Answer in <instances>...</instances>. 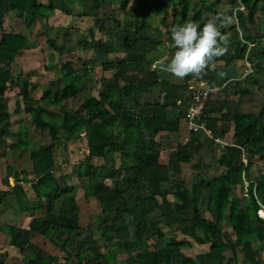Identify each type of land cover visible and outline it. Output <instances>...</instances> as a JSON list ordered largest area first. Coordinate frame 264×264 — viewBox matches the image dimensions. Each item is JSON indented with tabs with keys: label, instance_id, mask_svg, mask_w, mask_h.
I'll list each match as a JSON object with an SVG mask.
<instances>
[{
	"label": "trees",
	"instance_id": "1",
	"mask_svg": "<svg viewBox=\"0 0 264 264\" xmlns=\"http://www.w3.org/2000/svg\"><path fill=\"white\" fill-rule=\"evenodd\" d=\"M9 1L12 8L20 14L28 12L32 16L39 15L46 18L56 7L54 0H48L46 4L38 0ZM197 1L204 6L207 4L210 6L208 0ZM228 1L232 6L231 9L237 7L239 3L244 6L243 10L235 11L237 25L241 30L253 26L256 15H264V0ZM128 2L129 0H120L118 8L124 10ZM136 7L137 10L132 18L122 22L113 20L114 24L121 28L123 38L121 44L128 54L142 50L143 45H140L138 36L140 29L146 26V7L143 5V0H138ZM177 7L178 12H176L181 16L177 19L173 15V18L177 21L176 25H182L186 22L191 7L188 0H177ZM214 12L215 15L218 13L216 10ZM163 21L165 23L164 19ZM198 24L203 27L202 22L198 21ZM231 29L233 32L228 45V56L217 58V60L225 58L226 63L243 57L246 49V46L239 41L236 26L232 25ZM100 30L103 32V29ZM0 31V121L4 123L1 132H9V129H6L8 113L5 95L10 87H13L16 89V108L22 103L35 128L42 133L46 132L47 136L45 142L31 149L30 141L22 139L18 132V139L7 146L10 151L18 149L15 153L18 159L28 152L27 158L31 161L32 175L28 177L26 170L14 172L16 184L5 191L0 190V201L3 197L14 196L19 210L26 212L29 220L26 228L21 227L23 229L15 223H0V233L10 239L14 238L18 229L24 234L29 232L40 234L63 253L62 264L94 262L118 264L122 260L124 264L175 263L176 252L186 243L179 240L177 234H172V227L178 234L196 243L225 240L221 244L210 245L209 252L203 254V257L198 255L195 261L187 257L181 262L182 264L212 260L221 262L227 243L230 246L241 245L245 255L247 257L251 255L256 246L254 241H261L264 238V219L258 216L260 207L254 197L255 194L264 205V174L258 170L259 173L254 176L250 171L255 158H259L264 163V106L254 115L240 111L238 102L220 101L219 108H225L226 113L231 115L234 141L231 145L222 146L215 159L216 166L221 170L207 174L201 171V168L207 164L199 159L194 160L198 149L202 146V142L195 136L191 138L189 136L187 142L183 144L178 143L173 150L174 157H169L168 154L167 159H160L161 148L156 137L161 132H174L178 129L184 110L178 107L176 102L180 99L182 91L186 89L185 83L172 85L169 81L158 80L156 76H152L149 80L138 79L134 73L136 69L142 72V67L134 64L141 62H132L127 58L116 59L103 64V69L114 70L112 78L115 83H102L96 96L87 93L79 106L71 110L65 105V101L77 96L85 83L72 67V62L64 60L60 63V67L64 70L60 77L61 85H56V81L54 83L56 86L49 95L40 99L35 98L30 93L31 76L34 71L14 74L12 69L17 54L23 49L35 48L36 44L20 33L5 32L1 20ZM221 31L227 32L225 28H221ZM111 32V29L106 30L107 38L104 43L100 40L94 41L97 48H101L104 52L113 51L114 44L109 38ZM260 36L254 33L246 36V39L252 42L251 54L256 60L255 66L263 70L264 43L256 40ZM90 38L94 40L92 35ZM46 44L56 53L61 50L53 38L47 37ZM62 54L59 52V55ZM83 65L86 71L88 64ZM212 72L209 71L202 78L188 76L186 79L211 81ZM154 86L159 88L158 96L140 102L137 95ZM162 95L163 103H161ZM209 103L208 101L206 113L211 110ZM55 106L59 107L57 114L59 121L55 118L56 113L51 111ZM170 108H174V114L168 110ZM218 119L220 118H211L207 115L204 117L205 124L214 137L221 136L216 132L215 123ZM61 130L65 132L64 138H74L80 132H84L87 154L80 162L77 171L79 179L86 178L81 186L83 197L86 200L93 198L100 205L111 204L120 199L121 202H118L115 208V212L121 217L119 225L104 222L103 227L97 229V232L90 225L83 227L79 224L77 214L74 212L75 189L68 185L67 191H64L66 189L60 186L53 172L55 163L52 149L61 139ZM0 142L5 144L4 140ZM113 155L121 157L120 167L113 172L121 173L124 185H117L115 182L107 184L104 175L106 166L92 163L93 158H112ZM242 156L247 159L246 165L242 162ZM181 163L189 164L201 181H194L188 188L184 180L179 178ZM243 177L249 181L248 198L243 196ZM27 183L35 196L32 202L25 199L23 185ZM203 184L210 193L206 210L210 213L218 212L221 216L227 214L232 233L235 235L233 243L222 234L216 222L203 217L198 204ZM186 212L191 216L187 217ZM174 215H178L179 219ZM171 217L175 219L176 225L169 223ZM197 231L202 232L204 237L199 238L196 235ZM145 232L148 233L146 238H144ZM85 234H89L91 239L89 248L84 245ZM17 249L23 251L22 245ZM91 250L94 253L93 257L90 255ZM34 252L35 255L27 259L28 264L58 263L56 256L43 254L38 247ZM120 254H126L127 257L119 259L117 256ZM5 257L7 252H0V264H3Z\"/></svg>",
	"mask_w": 264,
	"mask_h": 264
},
{
	"label": "crops",
	"instance_id": "2",
	"mask_svg": "<svg viewBox=\"0 0 264 264\" xmlns=\"http://www.w3.org/2000/svg\"><path fill=\"white\" fill-rule=\"evenodd\" d=\"M38 1L41 2L42 4H46L48 2V0H38ZM137 1L138 0H129L125 9L120 10L118 8L117 0H105L104 2H97L95 0H54L56 7L54 8L53 12L49 14V16L46 18V17H41L39 15L32 16L28 12H24L20 14L16 9L12 8L11 2L9 0H0V20H1V24L5 32L20 33L24 35L29 41L36 44L35 48L23 49L21 52H25V51L33 52L36 48H39V45L41 44H39L36 40H34L35 35H37L38 33L42 34V32L45 33L48 30L55 31L56 35L55 37H52V38L59 44L60 49L64 50V47L68 46L69 49H67V52L68 53L71 52L75 54L78 53L76 48L72 46L73 44L70 45V43L67 42L68 32L77 31V32H83L85 34L88 33L89 38L92 35L94 37V40H91L90 38V41L92 42L94 46H93V50L91 51V53L94 55L90 54V56H87L88 51H86L85 55H81L79 53L77 55L79 56V58L81 57L79 61H82L83 62L82 64L86 63L85 61H87L88 59L90 60L92 59L94 61V64L97 63L95 64V67L101 68L100 72L105 71V73L101 75L99 71H94V72L93 70L91 71L89 65L87 66V69L85 71L84 65H82L83 72L85 73L86 77L90 78V82L93 81L92 84L93 83L98 84L97 86L99 87L102 86L101 80L103 79H100L102 76L106 77V80L103 81L104 84H114L115 83L112 78L114 74V70H111V69L103 70V67H102L103 64L105 62L116 61V59L118 60L121 58H127L128 60L132 62L134 61L141 62L140 64H134V65H138L142 67V72H138L136 69L134 73V75L137 76L138 79L146 78V80H149V78L151 79L152 76H156L158 80L163 79V80L169 81V83L172 85H181V84L183 85L188 79L184 78L183 80H179L175 77H172L168 73L161 72L157 64V62L161 60L165 55H168L171 52L175 51L174 49H170L169 45L172 43L171 30L174 26H177L176 25L177 21L173 17H171L170 22L167 19L162 18L163 13L161 11V9L165 10L164 4H168L169 0H166V2L163 0H155V1L154 0H144L146 3V18H145L146 26L141 28L138 34V36L140 37L139 43H141L140 45L143 44L141 46L142 50L140 49L139 51L135 53L128 54L125 47L121 44L122 39H123L122 33L120 32L121 28L115 25L113 20L116 19L122 22L123 20L127 19L128 15L133 14L137 10V7H136ZM159 4H163V5H159ZM174 4L175 6H177L176 1L174 2ZM169 5L171 4L169 3ZM177 9L171 10L170 12L175 13ZM227 9L228 11L226 10L225 14L231 15L233 17L234 8L231 9V7H228ZM214 11L213 13L215 14ZM163 19L165 20V23ZM96 20L98 24L95 27L93 25H95L94 23H96ZM256 20L257 19H255V21ZM233 25H235V23H233ZM231 26L232 24L229 27L225 28L228 33L230 30H232L230 29ZM103 27L105 28V30L107 29L112 30V32L109 34V38H111L114 44L113 51L104 52V50L102 51L101 48L99 47L97 48L96 43L94 42L97 40H100L103 43L105 42L107 38V33L104 30L103 32L100 30V29H104ZM249 27H253V26L250 25L247 27L246 30H242V31L249 32L250 31ZM38 29L42 31H37ZM115 29L117 33L114 34L112 38V33ZM255 30L256 29H254V31ZM59 31L62 32L61 35ZM96 31L98 34L96 33ZM230 32L232 33L233 31H230ZM252 34L254 33H251L248 35H252ZM31 36H33V38ZM244 37L246 39V36ZM144 39H147V40H144ZM256 40L261 42V40H264V35L260 38H256ZM159 41L161 43H159ZM45 44H46V38H45ZM159 46H161V51H157V47ZM50 50L51 52L53 51L52 49ZM97 50L99 51V53H96ZM150 50L151 51L155 50L157 52L156 55H158L156 58H153L151 60L148 59L147 56L142 55V53H145V52L148 54ZM65 54L66 52L62 54L63 55L62 59L66 58ZM227 56H228L227 54L224 55V57H227ZM30 60L32 61L33 67L29 68L28 71L29 72L34 71L32 76L36 74L35 70L37 74H41L42 73L41 69L43 68V65L47 64V62L45 61L43 64L39 63L38 62L39 60L37 58L30 59ZM225 60H226L225 58L217 60L216 61L217 67L212 72L210 82L213 85L214 90L212 91L210 98L208 100L210 102L209 109L211 110H209V112L207 113L208 117L220 118L216 121L215 126H216V132L221 134V136L214 137V135L212 134L213 138L210 139L209 137L204 136L202 133L198 135H191L190 133L187 132L183 123L180 122L179 127L176 131L174 132L165 131L157 135L156 140L159 143H161L164 139L166 140L172 139V144L170 148L169 146L166 147L165 143H164V146L160 145V148H161L160 152H163L164 150H168L167 154H169V152L175 149L178 143L183 144L187 142L184 140L185 137L189 138L190 136L191 138L192 136H195L197 137L198 140L202 142V146L198 149L197 154L195 155V158L200 160L199 156H200L201 150L208 151L207 152L208 157L216 158L219 155L220 148L222 146L231 145L233 144V141H234L233 123H232L231 115L226 113L225 108H219L220 101L230 100L233 102H238L240 111L247 113V114H254V115L258 114L260 109L264 106V100L261 101L262 99H264V88H263L264 78L260 76H256L252 78V75L255 74L254 72L250 75L244 76L243 73L245 69V63L242 57L238 59H234L230 63H226ZM21 63H22L21 57L16 56L14 59V64H16L17 67H19ZM38 66H41V69L38 68ZM26 72L27 71H22V73H26ZM221 72L226 73V75L223 78H220L219 74ZM98 73L100 74V77H98L99 76ZM60 77H62V73ZM249 83H252L254 85L253 87L256 89H253L252 91H250L249 86H248ZM97 92L98 90H96V92L91 95L96 96ZM145 93H147L150 99H152L153 96L154 97L158 96L159 88L158 86L151 87ZM142 95L139 98L140 102L144 101V99L142 98ZM254 96H256L255 97L256 101L253 100ZM145 98H148V96L146 95ZM15 100H14V109L16 108ZM188 100H189L188 91L185 89L182 91L181 97L180 99L177 100L176 104L178 105V107L184 110L188 104ZM168 110H170L172 114H174L175 112L174 108H170ZM207 110H208V107H207ZM7 113L9 115H8V121L6 122V125H7L6 129L10 128V125H9L10 123L12 124V117L10 118V112H9L8 106H7ZM13 120H15L16 123L18 122V119L16 117ZM2 124L4 123L2 122ZM221 131H224V132H221ZM9 132H12V131L9 129ZM0 134H1L0 138H2V140L5 141L4 143H7L6 139L3 138L4 132H1L0 130ZM165 142L169 143L170 141L167 140ZM4 153L3 154L0 153V162H2V165H3V168H1L0 166L1 168L0 169V190L2 188L5 191L9 189V187H11L9 185V178L7 180L5 179L6 181H3V179H1V176H3L4 174L5 177L9 175H10V178L12 177L10 174L11 171L8 172V168L10 167L11 163L4 164V158H5ZM183 164H186V163L180 164V173H181V170H183ZM258 170H260V172L264 174V163H263V167L259 168ZM258 170L253 172L254 170L250 168V171L252 175L254 176H257V174L259 173ZM203 171H205L204 168L202 169V172ZM193 182L194 181L188 183V185L187 183H185V185L188 188H190ZM209 198H210V193L205 187V185L203 184L201 187L200 197L198 201L203 217L205 219H212L214 222H216V224L221 229L222 234H224L230 240V242L233 243L235 239V235L234 233H232V229L230 227V222H229V219L227 218V214L224 213L221 216L218 214V212H213V213L208 212L206 210V205L209 201ZM185 215L187 217L191 216V214L187 212L185 213ZM176 234H177V238L179 240L185 241L187 246L183 245L182 247H180L179 250H181L184 253L183 258L179 260L177 256V261H175V263L172 262V264H182L181 262L187 257L192 258L195 261L196 256L200 255L201 257H203V254H206L209 252L210 245L221 244L225 241L223 239H217L214 242L196 243L192 239L178 234V232H176ZM196 235L199 238L204 237L202 232L200 231H197ZM254 242L256 246L253 249V252L251 253V255L248 257L243 252L241 245L230 246L227 243L226 250L222 256L221 262H218L217 260H212V261H206L203 263L196 261L195 263L196 264H264V238L261 241L255 240Z\"/></svg>",
	"mask_w": 264,
	"mask_h": 264
},
{
	"label": "rangeland",
	"instance_id": "3",
	"mask_svg": "<svg viewBox=\"0 0 264 264\" xmlns=\"http://www.w3.org/2000/svg\"><path fill=\"white\" fill-rule=\"evenodd\" d=\"M163 1L166 2V0H163ZM175 1L177 4V0H169V3L172 6L169 5V3L164 4L165 10L161 9L163 13L162 18L167 19L169 22L171 21V17H173V15L177 17V19H179L181 16L179 13H177L178 11L176 13L170 12L171 10L177 9V6H175L174 4ZM218 1L219 2L217 1L215 2V0H208V2H210V6H208L209 4L204 6L202 4H199L197 0H188V4L191 8L186 18V22L192 21V22L198 23V21H200L204 24L207 21V19L215 15L213 13L214 10H217L218 13H226V10L228 11L227 8L232 7L228 0H218ZM119 3H120V0H117L118 5ZM213 3H215L214 6H213ZM143 5H145L146 7V3L144 0H143ZM159 5H163V4H159ZM132 15H134V13L131 15H128L127 19L132 18L133 17ZM255 19L257 20L256 21L254 20L255 22H254L253 27H249L250 28L249 32H246V31L243 32L241 30V34L243 37L251 33H257L258 35H261L260 37L264 35V15H261V14L256 15ZM94 24L95 25L93 26L96 27L98 24L97 20H96V23ZM254 29L256 30L254 31ZM103 30L106 32L105 28ZM37 31H42V30L38 29ZM230 31L229 33H231ZM116 33L117 31L115 29L112 33V38H113V35ZM61 34L62 32H60V35ZM55 35L56 33L54 30H51V31L48 30L45 33L42 32V34L38 33L37 35H35L34 40H36L39 44H41L39 45V48L41 49L42 47V49L40 50L39 48H36L33 52L25 51V52L18 53L17 57H21L22 63L19 67H17V65L14 64L12 70L16 74L22 73V71L29 72L28 69L33 67L32 61L30 59L37 58L39 60L38 62L42 64L45 61L47 62V64H45L46 66L43 65L42 69H41V66H38V68L41 69V72H42L41 74H37L35 70L36 74L34 76H31L32 87H31L30 93L33 97L40 99L42 96L49 95L56 85L62 84V80H60V76L64 70H62V68L60 67V63L63 62V60H70L73 63L72 67L74 68V70L77 71L79 75L81 76V79L82 80L84 79L85 81L84 85H82V89L80 90V93L77 96L72 97L65 101V105L69 109L75 110L79 106V104L84 100L87 93L93 94L96 92V90L99 89V86H97L98 84H94V83L92 84L93 81L90 82V78L86 77L85 73L83 72V66H82L83 62L79 61L81 57L79 58V56L77 55L78 53L81 55H85L86 51H88L87 56H90V54L94 55L91 53L94 45L90 41L88 33L85 34L83 32H77V31L71 32L70 31L67 34L68 36L67 42H69L70 45L73 44L72 46L76 48L78 53L76 54L71 53V52L68 53L67 49H69V47L65 46L64 50L61 49L59 51L60 53H63V54L64 52H67L65 54L66 58L62 59L63 55H59V52L58 53L53 52V51L51 52L50 50L51 48L47 44H45V38L47 37L52 38V37H55ZM31 37L33 38V36ZM261 42L264 43V40H261ZM159 43L161 42L159 41ZM157 51H161V46L157 47ZM96 53H99V51L97 50ZM145 54L147 53L146 52L142 53V55L147 56L148 59L150 60L158 56L156 55L157 52L155 50H152V51L150 50L147 55ZM251 58L256 63V60L253 58V56H251ZM91 60L88 59L87 61H85L89 65L91 71L92 70L93 72L99 71L101 75L105 73V71L100 72L101 68L100 67L96 68L95 64L97 63L94 64V61L93 60L91 61ZM99 73H98L99 75L98 77H100ZM254 73L255 74L252 75V78L256 76H260V77L262 76L264 78V69L259 70L255 66ZM100 79H103L101 80L103 83V81L106 80V77L102 76ZM55 82H56V85L54 84ZM248 86H249L250 91H252L253 89H256L253 87L254 85L252 83H249ZM15 92H16V89L13 87H10V89L7 91V95H6L7 98L5 100L9 108L10 118L12 117V124L11 123L9 124L10 128L8 129H10L12 132H4L3 138L6 139L7 143L2 144L0 142V153L2 154V152H5L4 153V157H5L4 164L11 163L10 164V167H11L10 174L12 177L10 178V175L5 177L3 174V176H1V179H3V181H6L9 178V185L11 187L16 182L15 177L13 176L14 172H20L21 170H26L28 172V177H30L32 175V170H31L32 166H31V161H29L27 158L28 152H26V154L23 155V157L20 159L16 158L15 153L18 151V149L15 151L8 150L7 146L9 142L16 141L19 137V135H17V133L19 132L21 135L20 137L22 139H28L30 141L29 142L30 148L33 149V148H37L41 143L45 142L47 138L46 132L42 133L38 131V129L35 128L34 124L30 120L29 113L24 110L22 103L19 104V107L14 109V100L16 98L14 94ZM145 92L146 91L137 95L138 99L143 94L142 98L145 101L150 100L149 95ZM146 95L148 96V98H145ZM255 97L256 96H254V99H253L254 101H256ZM153 98L155 97L153 96ZM263 100L264 99H262L261 101ZM51 111L56 113L55 118L56 120L59 121V118L57 117V114H59V107L58 106L52 107ZM15 117L18 119L17 123L15 122V120H13ZM2 122L3 121H0V126H1L0 130L3 129ZM64 135H65V132L61 130V139L57 141L56 145H54L52 149V154H53L54 163H55L53 172L55 176L57 177L60 186H62L64 189H66L68 185L74 187L75 195H76L75 200H74V212L77 214L79 224L83 227L90 225L95 231H97V229H99L100 227H103L102 225L104 224V222H108L109 224L119 225L121 221V217L118 213L115 212V208H116L117 203L121 202L120 199L112 202L111 204L100 205L98 201L93 198H89V200H86L83 197L81 186H82V183L86 180V178L79 179L77 177V171L79 169L80 162L87 154L86 137H85L84 132H80L78 136L74 138H69V137L64 138ZM0 137H1V134H0ZM1 140L2 138H0V141ZM167 140L170 142L166 143L165 141ZM167 140L164 139L160 143V145L164 146V143H165V146L166 147L169 146L170 148L172 144V139H167ZM167 151L168 150H164L163 152H160V159H166V157L168 156ZM207 152L208 151L206 150H201L200 152V156H199L200 160L204 164H207V166L201 168V171L204 168L207 174L208 172H212L213 174L219 172L221 169L217 167L215 164L216 158L208 157ZM170 156L174 157L173 151L169 152V157ZM120 159H121L120 155H113L112 158L110 157H107L105 159L93 158L92 163L96 165L104 164L106 166L107 169L104 171V175H105V180L107 184H111L112 182H115V184L117 185H124L121 179V173L119 172L117 174H114L113 172L115 169H118L120 167L121 165ZM194 160H197V159L195 158ZM208 165H211V166L209 167ZM0 166L1 168H3L2 162H0ZM189 166L190 165L188 164H183V170H181V173L179 174V178H181V180H184V182L187 183V185L188 183L192 181L200 182L201 181L200 177H198L195 171ZM261 167H263V161L259 160V158H255L253 160V166L251 167V169H253L254 170L253 172H255ZM23 188L26 193L25 199L32 202V200L35 199V196L30 188V185L28 183L24 184ZM1 190L4 191V189L2 188ZM64 191H67V189ZM55 206H57V203ZM174 216H176L179 219L178 215H174ZM28 220L29 218L26 216V212H22L19 210L18 205L15 203L14 196H8V197L2 198V200L0 201V223H3V222L15 223L20 228L21 227L26 228L28 224ZM169 223L172 225H176L175 219L172 217L169 219ZM171 231H172V234H176V231L173 227ZM146 237H148V233L145 232L144 238ZM166 239H168V237ZM21 245L23 247V251H18L17 248L20 247ZM84 245L85 247H88V248L91 245V239H90L89 234L84 235ZM37 247L38 249L41 250L43 254H46V255L50 254V255L56 256L58 259L57 264L63 263L64 261L62 258L63 253L60 252L59 249L56 248L51 242H49L47 238L43 237L40 234H30V232L28 234H24L18 229L17 233L14 235V238L10 239L7 235L0 233V252L2 251L7 252V257H5L3 264H28L27 259L35 255L34 251H36ZM102 249L103 248H100V250ZM90 255L91 257H93L94 255L92 250L90 252ZM183 255L184 253L181 250H179L176 253V257L178 256L179 260L183 258ZM117 257L119 259L120 258L124 259L127 256L126 254H120ZM122 261L121 263L119 262L118 264H122ZM92 264H95V262ZM107 264H112V263H107Z\"/></svg>",
	"mask_w": 264,
	"mask_h": 264
},
{
	"label": "clouds",
	"instance_id": "4",
	"mask_svg": "<svg viewBox=\"0 0 264 264\" xmlns=\"http://www.w3.org/2000/svg\"><path fill=\"white\" fill-rule=\"evenodd\" d=\"M233 23L232 16L217 13L207 19L203 27L192 21L174 26L169 48L175 51L157 62L159 70L179 80L188 76L202 78L209 71H214L217 58L227 54L231 37V33L222 32L221 28H227ZM219 75L223 78L226 73L221 72Z\"/></svg>",
	"mask_w": 264,
	"mask_h": 264
},
{
	"label": "built area",
	"instance_id": "5",
	"mask_svg": "<svg viewBox=\"0 0 264 264\" xmlns=\"http://www.w3.org/2000/svg\"><path fill=\"white\" fill-rule=\"evenodd\" d=\"M243 10L244 6L239 3L237 7L233 9V19L236 26V30L238 32L239 41L241 44L246 46L245 52L243 54V60L245 63V69H244V76L250 75L255 71V62L251 58V49H252V43L247 41L241 34V29L237 25V18L235 15L236 10ZM186 90L188 91L189 100L188 104L184 109V112L182 116L180 117V122L183 123L188 133H196L201 132L204 136L209 137L210 139L213 138V135L209 128H207L205 124L204 117L207 115V102L210 98V95L212 91L214 90L213 85L209 80L204 79H191L187 80L185 82ZM212 89L211 91L209 89ZM185 141L188 140V137L184 138ZM242 162L244 165L247 164V159L242 156ZM248 180H246L243 177V196L248 198V192H247V185ZM16 184V182H15ZM20 184H22V181H20ZM255 187V185H254ZM255 189L253 190V192ZM254 197L256 199V203L259 205L258 210V216L262 219H264V207L260 203V201L257 199L256 195L254 194Z\"/></svg>",
	"mask_w": 264,
	"mask_h": 264
}]
</instances>
